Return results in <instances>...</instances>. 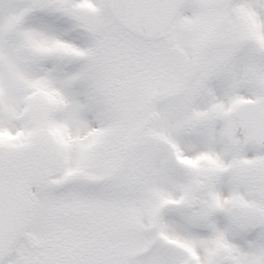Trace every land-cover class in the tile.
<instances>
[{
  "label": "snow or ice",
  "instance_id": "6c2138e0",
  "mask_svg": "<svg viewBox=\"0 0 264 264\" xmlns=\"http://www.w3.org/2000/svg\"><path fill=\"white\" fill-rule=\"evenodd\" d=\"M0 264H264V0H0Z\"/></svg>",
  "mask_w": 264,
  "mask_h": 264
}]
</instances>
